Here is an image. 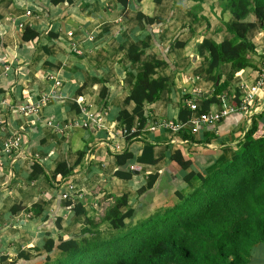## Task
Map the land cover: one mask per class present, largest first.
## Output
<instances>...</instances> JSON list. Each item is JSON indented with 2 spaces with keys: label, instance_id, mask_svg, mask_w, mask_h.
Segmentation results:
<instances>
[{
  "label": "crops",
  "instance_id": "crops-1",
  "mask_svg": "<svg viewBox=\"0 0 264 264\" xmlns=\"http://www.w3.org/2000/svg\"><path fill=\"white\" fill-rule=\"evenodd\" d=\"M169 1L172 2L72 0L55 4L51 0H0V101L8 102L5 113L10 128L28 136L27 145L21 152L3 154L0 159V264H9L21 250L42 244L47 234L54 237L62 234L67 238L77 232L83 223L74 211L76 204L82 203L87 209L99 212L103 208L100 201L111 202L113 198L110 195L122 193L118 184L125 179H134L141 174L144 180L148 174L159 172L157 187L167 178L164 190L171 194L174 192L183 176L175 161L165 159L153 166L130 164V169L135 172L127 178L121 175L123 170L116 161V155L126 148L139 155L145 141H148L156 145V155L159 156L170 146L182 150L186 158L195 161L196 167L197 161L207 166L212 160L207 163L206 157L220 154L226 146L237 149L244 139L250 125L244 112L237 109L240 101L238 104L235 98L238 91L241 97L242 83H250L257 78L254 66L240 69L231 76L225 74L230 72L229 66H223V78L231 77L229 88L219 97V102L212 103L206 112H200L199 107L205 96L214 90L209 74L203 78L199 73L194 75L181 71L187 59L196 62L203 58L197 51V43L203 39L208 28L212 34L208 36L217 41L224 38L227 34L224 22L232 19L231 13L223 12L217 0H206L187 19H184V13L181 28L192 32V23L197 22L200 33L185 39V48L189 41L192 42L187 52L182 53L178 49L170 51L168 46L177 37L170 42V33L165 37L161 34L164 32L163 22L175 14L172 3L187 11L198 4L193 0ZM140 12L160 18V23L148 25L145 19L138 17ZM151 30L154 38L149 36ZM260 31L256 32L258 37L262 36ZM34 32L38 35L34 36ZM255 35L253 41L257 45L260 38ZM156 36H160V41L154 44ZM144 42L150 44V48L140 61H133L128 56L129 47L132 44L142 46ZM164 57L169 58L167 64L172 68V72L164 68L161 70L167 64L160 68V73L162 71L161 74L169 78L165 87L169 91L177 87L178 94L171 95L168 103L147 104L150 127L143 131L142 140L129 142L121 135L117 112L124 107L132 109L133 104H126L122 98L129 94L134 84V72L137 74L142 69L141 61ZM252 60L257 65L260 56ZM96 73L100 75V80ZM51 76L62 82L56 92L51 91L54 88ZM104 86L109 87L110 95L107 107L101 111ZM47 92L53 97L42 107L34 122H30L33 118L24 117L14 108L26 101L38 100ZM186 94L192 96L188 102L184 98ZM190 102L196 104L189 122L191 127L192 121L199 119L202 113H221L230 106L236 107V111L223 114L212 124H201L198 132H193L191 128L194 140L183 137L166 125L151 129L159 122L180 125L183 122L179 119L180 108ZM74 103L80 111L73 108ZM263 109L264 104L258 113ZM157 111L159 114H156ZM168 111H172L174 116H167ZM51 119L56 122L55 125L47 123ZM64 137L66 148L63 150L61 139ZM108 144L120 145L124 150L113 151ZM82 153L84 157L78 162ZM65 161L74 166L72 174L66 176L74 185L75 175L86 169L89 176L98 178V181L104 170H112L111 182L104 178L102 186L96 185L92 189L75 185L80 195L74 197L76 204L71 208L68 204L70 199L62 197L67 191V185L60 184L65 176L55 175L57 165ZM35 163L40 164L41 169H35ZM34 170L38 172L34 174ZM124 187L132 192V186L125 184ZM135 187L138 189L139 185ZM131 196L136 198L134 193ZM16 204L22 207L12 213ZM34 204H40L37 212L32 209ZM58 219H61V226ZM9 227L16 228L20 237L6 233L5 229ZM6 256H9L8 261L2 260ZM15 264H28V261L21 259Z\"/></svg>",
  "mask_w": 264,
  "mask_h": 264
},
{
  "label": "trees",
  "instance_id": "trees-1",
  "mask_svg": "<svg viewBox=\"0 0 264 264\" xmlns=\"http://www.w3.org/2000/svg\"><path fill=\"white\" fill-rule=\"evenodd\" d=\"M51 1L58 4L72 0ZM193 1L198 4L194 8L197 11L206 0ZM217 1L223 12L231 13L232 19L224 22L227 34L221 41L207 35L197 43V51L208 61L207 73L214 83L213 92L207 94L200 104V112L210 110L212 103L219 102V97L229 88L231 77L223 78V66H229L230 76L252 66L260 73L264 66V53H259L258 45L253 41L256 32L264 28V0ZM249 14L255 15L256 20H247ZM138 17L145 19L148 25L160 23V18L142 12ZM35 35L38 33L34 32ZM149 36L154 38L153 30ZM184 43L176 38L169 50L184 46ZM150 46L147 42L142 46L132 44L128 56L133 61H140ZM256 56H260L257 65L252 60ZM164 64L165 59L145 62L125 98V103L133 104V108L124 107L117 112V121L122 129H127L125 137L129 142L142 140L143 131L150 125L146 106L160 98L169 81L167 75L160 73ZM109 95V87L104 86L101 111L107 107ZM191 97L184 95L187 102ZM238 98L240 91L235 98L239 104ZM73 108L80 111L76 103ZM192 111L190 105L181 106L179 119L185 126L176 132L194 140L189 123ZM252 120L237 149L229 145L220 154L207 156V163L212 161L204 165L205 168L200 161L195 167L193 159L170 146L159 156L156 155V145L148 141L139 155L126 148L116 155V161L123 170L121 175L127 178L135 172L130 169V164L153 166L165 159L177 163L183 176L171 194V203L136 220L140 209L133 206V201L149 196V191L158 186L160 174L152 172L138 184V194L136 198L132 197V203L126 191L110 195L111 202L100 201L101 212L78 203L74 211L83 225L77 232L67 238L62 234L56 237L47 234L42 244L21 250L9 264L21 259L28 264H250L255 248L264 247V109ZM161 125L164 126L165 122L153 126L160 128ZM83 157L84 153L78 162ZM34 165L35 169H41L40 164ZM73 171L74 166L65 161L57 165L55 175L69 176ZM166 182L167 178L160 187L164 189ZM73 199L68 200L69 206ZM21 207L13 205L12 213ZM39 207L40 204H34L32 209L37 212ZM58 220L61 226V219ZM8 259L9 256L2 258L4 261ZM35 259L38 260L30 263Z\"/></svg>",
  "mask_w": 264,
  "mask_h": 264
},
{
  "label": "rangeland",
  "instance_id": "rangeland-1",
  "mask_svg": "<svg viewBox=\"0 0 264 264\" xmlns=\"http://www.w3.org/2000/svg\"><path fill=\"white\" fill-rule=\"evenodd\" d=\"M184 1L188 2L187 0H184ZM167 2L171 3L172 1L167 0ZM172 5H173V9H175V14L172 18H168L169 20H166L165 22H163L162 27H163L164 32L161 35H163L165 37V35H168V33H170V35L172 37L170 42H172L176 37L185 41L186 38L190 39V37L193 36V34H199L200 32H198V28L196 25L197 22L192 23V25H193L192 26V29H193L192 32L188 31V30H183L181 28V24H180L182 21L184 22V19H187L186 17L188 15H192L195 12V10L190 9L189 11H187L183 7L178 8L177 5H174V2L172 3ZM184 13H185V18L182 19L181 16ZM168 14L169 13L167 11L166 15H168ZM227 15H228V13H227ZM246 19L247 20H256V16L253 14H249ZM198 25H199V23H198ZM206 31L207 32H205V34H204L205 36L212 35L209 28ZM260 33L262 35L261 37L260 36L258 37V35H259L258 33L255 35V37L260 38L259 39L260 43L257 45H258L259 53H263V49H264V41H263L264 40V28L261 29ZM159 41H160V36H156V41L154 42V44L156 42H159ZM170 44H169V46H170ZM191 45H192V42L189 41L187 48H185V46H181V47H176L175 49H178L180 52L184 53L185 51L187 52L188 49L191 48ZM169 46H168V48H169ZM154 59L155 58H153L150 61H153ZM164 59L166 60V64H167V60L169 58L164 57ZM186 59L187 58H185V60ZM141 62H142V68H143V66L145 65V61H141ZM146 62H148V61H146ZM182 66H183V70H181L182 72H188V73H191L194 75L199 73L203 78L207 77V71L206 70H207V66H208V61L203 59V58L201 60H197L196 62H193L192 59H187L185 61V63L182 64ZM163 68L165 69V71L168 70V71L172 72V68L168 67V64H167V67H162L161 70ZM161 73H162V71H161ZM134 74L136 76V72H134ZM225 74L229 75L230 72H226ZM256 74H257V72H256ZM96 75L98 76V79L100 80V75L98 73H96ZM165 88H164V91L162 92V95L160 96V98L156 101V104H158L160 102H167L168 103L170 98H171V95H177L178 94L177 87H173V91H169L167 88L166 89ZM126 96L127 95L123 96L122 101H124ZM167 108H168V106H167ZM159 111H157L156 114L157 113L159 114ZM167 116L173 117L174 115L172 114V111H168ZM23 120H21V122H23ZM155 121H157V119L152 121V122H155ZM252 121L253 120H251V122L249 124L250 126L248 127V129L251 127ZM248 129H247V131H248ZM78 131H80V130H78ZM65 139H66L65 137L63 139H61L63 150H64V148H66L65 143H64ZM103 173H104V175L102 176V178H99L100 180L98 181V178H91L89 176V174L87 173V169L83 170L80 173H78L77 175H75L74 183L77 187L85 186V189L96 188L97 187L96 185L102 186V184L104 183V181H103L104 178H107V180L110 181L111 176H113L112 170L111 171H109V170L105 171L104 170ZM105 174H106V176H105ZM140 175L141 174H138L137 176L134 177V179H125L123 182L118 184V186L122 189L121 192H124V190H127L126 192H128L131 203H132V196H131L132 193H134L135 195L138 194V189H136L135 185H137L143 181V178ZM125 184L132 186V189H131L132 192H129V190L124 187ZM133 185H134V187H133ZM149 192H150V195L148 194L149 196L146 197V195H144V197L141 196V200L137 199V200L133 201L134 202L133 206H135L138 210L140 209V213L137 215L136 220L141 218V217H145V216L152 214L154 212V210H156V208H158L160 206H164L166 204L171 203L172 195L170 192L168 193L166 190H164L163 187H156L155 189H152ZM4 220H5V218H3V221ZM5 232L11 233V234H14L15 236L20 237V235H18L19 231L16 228L9 227V228L5 229ZM250 264H264V248L263 247L259 248L258 250H255V252L252 253L251 258H250Z\"/></svg>",
  "mask_w": 264,
  "mask_h": 264
},
{
  "label": "built area",
  "instance_id": "built-area-1",
  "mask_svg": "<svg viewBox=\"0 0 264 264\" xmlns=\"http://www.w3.org/2000/svg\"><path fill=\"white\" fill-rule=\"evenodd\" d=\"M30 14V11L27 12ZM72 34V33H71ZM264 53V49H263ZM8 69V68H7ZM257 78L255 79V84H250L244 82L241 86L242 94L240 97V105L237 108L238 110L244 112L246 115L248 124H250L252 117L258 113L259 108H262L264 101V66L261 72L257 73ZM54 79V88L51 91H55L59 87H61L62 82L61 80L51 76ZM52 94L50 92L44 93L41 98L38 100H30L22 103L19 106H14V108L20 111L21 115L26 118H33L30 122H34L35 119L38 118L40 115L41 109L44 105L48 104L52 98ZM192 109L196 108V104L189 103ZM8 102L6 100L0 101V159L3 154H12L14 152H21L25 147L26 143L28 142V136L24 132H18L11 127L9 123L8 117L5 113L6 108H8ZM13 109V107H11ZM236 111V107H228L227 110L221 113H202L199 119L192 121V130L193 132H198L199 127L201 124H212L216 120H218L223 114L226 115L230 111ZM47 123L49 125H55L56 122L54 120H48ZM166 126L178 131L182 127L185 126L184 123L180 125H175L172 122H166ZM151 129H156V126H151ZM134 131V130H133ZM128 133L127 129H121V135L126 136ZM113 151H123L124 148L120 145L112 146V144H108ZM61 185H67V191L62 194L64 199H70L74 197H78L80 193L76 190V186L68 179L66 176L65 178H61ZM75 195V196H74ZM75 199V198H74ZM73 199L71 203V208L75 206L76 201Z\"/></svg>",
  "mask_w": 264,
  "mask_h": 264
}]
</instances>
